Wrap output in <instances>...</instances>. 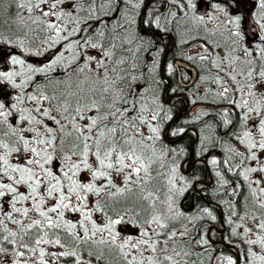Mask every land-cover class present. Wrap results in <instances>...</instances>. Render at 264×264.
<instances>
[{
	"label": "snow or ice",
	"instance_id": "obj_1",
	"mask_svg": "<svg viewBox=\"0 0 264 264\" xmlns=\"http://www.w3.org/2000/svg\"><path fill=\"white\" fill-rule=\"evenodd\" d=\"M172 37L195 91L161 61ZM9 246L4 264H264V0H0Z\"/></svg>",
	"mask_w": 264,
	"mask_h": 264
},
{
	"label": "trees",
	"instance_id": "obj_2",
	"mask_svg": "<svg viewBox=\"0 0 264 264\" xmlns=\"http://www.w3.org/2000/svg\"><path fill=\"white\" fill-rule=\"evenodd\" d=\"M247 8H248V7H247ZM247 8L244 7V10L247 9ZM250 11H251V9H248V10H246L245 12H250ZM253 23H254V21H253ZM174 39H175V37H172V38H169L167 41H165V43H167V45H168V47L165 49L167 55L164 56V55L162 54V56H161V60L163 61V63H164L165 66H166L167 63H172L173 59H181V60L183 59V58H181L180 56H178V55L176 54V52H177V48L173 47V40H174ZM183 60H184V61H187V60H185V59H183ZM187 62L190 63V61H187ZM184 72H185V71L183 70V73H184ZM183 73H182V75H183V76H186V75H184ZM186 77H187V76H186ZM184 81H185V80H184ZM171 82H172L173 84H175V83L177 82V80H176V76L172 78V81H171ZM176 103H177L178 106L180 105V101H179V100H177ZM192 139H194V138L192 137ZM188 140H189V138H188V137H185L183 143H184V144H187V143H188ZM186 195H188V199L183 200V201H182V204L184 205L185 208H191L192 203H193V200H194V199H197V200H198V197H196L194 194H186ZM14 247H15V246H9V247H8V252H9L10 250L14 249ZM12 252H13V251H12Z\"/></svg>",
	"mask_w": 264,
	"mask_h": 264
},
{
	"label": "flooded vegetation",
	"instance_id": "obj_3",
	"mask_svg": "<svg viewBox=\"0 0 264 264\" xmlns=\"http://www.w3.org/2000/svg\"><path fill=\"white\" fill-rule=\"evenodd\" d=\"M175 60H181V59H173V61H172V63L174 64V62H175ZM184 61V60H183ZM186 62V61H185ZM189 66H191L192 68H194V71H195V81H198V76H197V73H199L200 75H203V74H205L204 72H201L200 71V69L198 68V67H195L194 66V64H193V62H190V63H188V62H186ZM177 75H176V80L178 81L179 79H180V76L182 75V73H183V70L185 71L183 74L184 75H186L187 76V73L189 74V76H187L188 77V79H185V81H184V85H186V83L189 81V79H190V77H191V70L190 69H188V68H185V67H183V66H181V65H178L177 67ZM190 85H192V84H190ZM187 86V85H186ZM201 87H203V85L201 86ZM192 91H195V85H192V89H191ZM183 98H186V97H183ZM200 105V106H199ZM201 105H204L203 103H198L197 105H191L190 107H192V108H195L196 107V109H197V112H199V110L201 109V108H203V106H201ZM184 107H189L188 105H185ZM205 119H208V117H205ZM203 134V133H202ZM208 135H211L212 133L211 132H208L207 133ZM194 138V137H193ZM195 139V138H194ZM226 147V146H225ZM10 251H14V249H12V250H10ZM13 257H14V255H13Z\"/></svg>",
	"mask_w": 264,
	"mask_h": 264
},
{
	"label": "rangeland",
	"instance_id": "obj_4",
	"mask_svg": "<svg viewBox=\"0 0 264 264\" xmlns=\"http://www.w3.org/2000/svg\"><path fill=\"white\" fill-rule=\"evenodd\" d=\"M244 7H248L247 9H245L244 11H246V10H248V9H251V5H248V4H246V5H244ZM176 54L178 55V56H180L181 58H183V59H185V60H187L186 58H185V56H184V50L183 49H178L177 48V52H176ZM182 59V60H183ZM188 61V60H187ZM186 61V62H187ZM190 62H192V61H190ZM204 75V74H203ZM187 76H189V74L187 73ZM202 86V85H201ZM211 86V85H210ZM13 253H14V251L12 252V251H9L5 256H0V264H4V261L5 260H12V259H19L18 257H13ZM27 253H26V257L25 258H27Z\"/></svg>",
	"mask_w": 264,
	"mask_h": 264
},
{
	"label": "water",
	"instance_id": "obj_5",
	"mask_svg": "<svg viewBox=\"0 0 264 264\" xmlns=\"http://www.w3.org/2000/svg\"><path fill=\"white\" fill-rule=\"evenodd\" d=\"M174 65L177 67L178 65H181L185 68H188L191 70V77L189 79V81L186 83V85H190L192 84V82L194 81L195 79V71H194V68H192L191 66H189L185 61H182V60H175L174 62ZM200 106V105H199ZM201 106H204V105H201ZM196 108V107H195Z\"/></svg>",
	"mask_w": 264,
	"mask_h": 264
},
{
	"label": "bare ground",
	"instance_id": "obj_6",
	"mask_svg": "<svg viewBox=\"0 0 264 264\" xmlns=\"http://www.w3.org/2000/svg\"><path fill=\"white\" fill-rule=\"evenodd\" d=\"M162 61V60H161ZM163 62V61H162Z\"/></svg>",
	"mask_w": 264,
	"mask_h": 264
}]
</instances>
